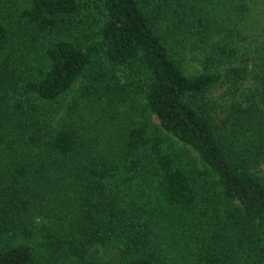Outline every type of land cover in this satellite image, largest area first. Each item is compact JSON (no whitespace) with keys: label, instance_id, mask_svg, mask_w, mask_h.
<instances>
[{"label":"trees","instance_id":"obj_1","mask_svg":"<svg viewBox=\"0 0 264 264\" xmlns=\"http://www.w3.org/2000/svg\"><path fill=\"white\" fill-rule=\"evenodd\" d=\"M263 172L264 0H0V264H264Z\"/></svg>","mask_w":264,"mask_h":264},{"label":"rangeland","instance_id":"obj_2","mask_svg":"<svg viewBox=\"0 0 264 264\" xmlns=\"http://www.w3.org/2000/svg\"><path fill=\"white\" fill-rule=\"evenodd\" d=\"M254 12H255V11H254ZM126 79H127V77H125V75L122 74L121 77H120V83H123V84H124V83L126 82ZM72 96H73V95H71V96L68 97L66 100H64L63 103H61V107H60V108H61L62 111L67 109V106H68L69 102L73 99ZM123 108H124V106H121V107L118 108L117 110H118V111H122ZM154 120H156L155 117H154ZM263 174H264V172H263ZM98 257H99V259H100L101 261H104V262L107 263V264H115V263H116V259H117V257H116L115 254H106V253H104V252H102V251H99V252H98Z\"/></svg>","mask_w":264,"mask_h":264}]
</instances>
